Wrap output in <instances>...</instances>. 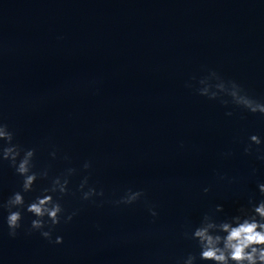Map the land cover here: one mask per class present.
Returning <instances> with one entry per match:
<instances>
[{
    "label": "water",
    "instance_id": "1",
    "mask_svg": "<svg viewBox=\"0 0 264 264\" xmlns=\"http://www.w3.org/2000/svg\"><path fill=\"white\" fill-rule=\"evenodd\" d=\"M201 80L264 103V0H0V122L47 172L25 209L68 179L53 242L24 209L10 236L0 207V264H212L192 233L264 200V116ZM22 182L0 160V204Z\"/></svg>",
    "mask_w": 264,
    "mask_h": 264
},
{
    "label": "clouds",
    "instance_id": "2",
    "mask_svg": "<svg viewBox=\"0 0 264 264\" xmlns=\"http://www.w3.org/2000/svg\"><path fill=\"white\" fill-rule=\"evenodd\" d=\"M216 77L215 73H212ZM219 80V77H216ZM201 84L206 85L201 88L200 94L208 96L210 99H216L221 93L231 97V102L239 107H242L249 112L256 114L259 113L264 116V103H261L251 98L243 88L234 81L227 84L223 81L215 85L209 84L207 80H201ZM215 87L216 91L211 89ZM223 103H228L224 100ZM231 113H229L230 115ZM14 134L9 130L7 124L0 122V160L9 161L15 168L18 175L23 177L21 191L15 192L8 198L7 202L0 204V207L7 210L8 215L6 223L9 229V235L15 237L17 230L21 228L22 211L26 210L31 213L35 219L31 221L30 231H40V234L53 242L51 239L52 231L61 223L62 214L64 209L58 200L53 198L52 193L59 192L61 195L66 194L68 179L63 181L57 177L52 182V186L44 190L41 196H37L35 200L29 203L25 209V200L23 193L32 191V186L37 180L38 176H47V172L36 173L32 171V159L35 155V149H23L20 145L13 143ZM250 144L245 149V152L251 151V145H260L261 138L258 135L250 136ZM23 152V156L21 153ZM55 156V153H53ZM264 159V157H260ZM85 168L90 167V164L85 163ZM75 170L69 169L68 173L71 174ZM87 183V178L81 183V190ZM259 191L264 195V184H260ZM205 192L208 189H204ZM94 188H90L83 194L84 199H89L91 196L96 195ZM103 195V193H99ZM143 195L142 191L131 192L117 201V204H131ZM251 203V202H250ZM222 210L217 206V211ZM72 215L67 216L65 222L72 219ZM152 215L156 213L153 211ZM47 217V219H45ZM47 228V231L43 229ZM218 229V231H213ZM192 239L196 240L200 248L199 258L203 261H211L212 264H264V200L252 206L251 212L247 209H241V214L232 217V222L223 221L219 224L210 222L208 217L199 227L192 233ZM63 238L57 236L54 243L60 244ZM196 257L189 255L185 264H194Z\"/></svg>",
    "mask_w": 264,
    "mask_h": 264
}]
</instances>
